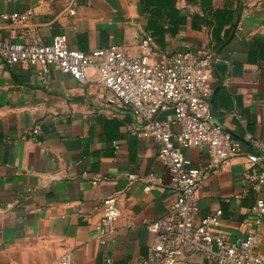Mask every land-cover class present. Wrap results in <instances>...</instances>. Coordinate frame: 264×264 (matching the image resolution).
<instances>
[{
  "label": "crops",
  "instance_id": "0c3cea01",
  "mask_svg": "<svg viewBox=\"0 0 264 264\" xmlns=\"http://www.w3.org/2000/svg\"><path fill=\"white\" fill-rule=\"evenodd\" d=\"M15 13L28 16L43 44L62 35L83 53L117 45L137 58L138 41L148 35L151 63L162 54L212 49L222 13L225 42L216 53L210 106L239 153L204 180L197 218L221 210L218 231L231 240L256 235L254 251L264 256V215L257 224L249 212L256 194L231 201L249 170L247 156L264 154V0H0V39L15 40ZM85 74L81 84L43 63L6 66L0 59V264H57L63 256L69 264H103L106 256L111 264H138L153 240L146 225L176 199L155 141L139 134L131 113L105 101L93 69ZM181 151L193 167L208 166L200 150ZM112 195L119 216L101 245V203ZM257 197L264 200V185ZM176 264L213 263L197 255Z\"/></svg>",
  "mask_w": 264,
  "mask_h": 264
},
{
  "label": "built area",
  "instance_id": "2783aa9c",
  "mask_svg": "<svg viewBox=\"0 0 264 264\" xmlns=\"http://www.w3.org/2000/svg\"><path fill=\"white\" fill-rule=\"evenodd\" d=\"M9 17L17 29L15 40L0 39V59L6 66L43 63L73 76L81 84L87 81L86 70L93 69L96 83L108 93L105 101L131 113L139 121V134L155 141L158 159L169 175V189L176 199L161 219L146 225L153 240L147 257L138 264H176L197 255L213 264H264V256L254 251L256 235L247 233L243 238L231 240L218 231L221 210L197 218L196 194L204 180L210 173L228 166L239 153V144L216 122L210 107L212 72L217 61L211 48L197 55L187 50L162 54L151 63L152 38L146 35L138 41L141 55L137 58L117 45L83 53L70 49L62 35L49 45L43 44L26 25L27 15L15 13ZM237 30L242 28L238 26ZM165 113L170 114L168 120L161 118ZM172 125L178 127L177 132L171 130ZM187 148L200 150L208 166L193 167L181 151ZM247 160L250 166L243 175L242 189L231 201L237 204L253 191L256 196L249 212L258 224L264 215V200L257 197L264 185V154L249 155ZM101 209L103 215L96 233L103 245L113 234L119 216L116 197L104 198ZM102 261L112 262L108 256ZM57 264H69L68 256Z\"/></svg>",
  "mask_w": 264,
  "mask_h": 264
},
{
  "label": "trees",
  "instance_id": "16d2710c",
  "mask_svg": "<svg viewBox=\"0 0 264 264\" xmlns=\"http://www.w3.org/2000/svg\"><path fill=\"white\" fill-rule=\"evenodd\" d=\"M223 18V14L222 13H218V15L216 16L215 20H216V23L214 24V28H213V33H212V36H213V41L215 43L214 47L212 48V50L217 53L219 52V49H221L223 45V43L225 42L224 39H221L219 36H220V32L222 30V28L224 27V22L222 20ZM215 70V65H214V68H213V72ZM212 72V73H213ZM211 107V106H210ZM213 114V113H212Z\"/></svg>",
  "mask_w": 264,
  "mask_h": 264
},
{
  "label": "water",
  "instance_id": "95a60500",
  "mask_svg": "<svg viewBox=\"0 0 264 264\" xmlns=\"http://www.w3.org/2000/svg\"><path fill=\"white\" fill-rule=\"evenodd\" d=\"M211 102H212V97H211V100H210V104H211Z\"/></svg>",
  "mask_w": 264,
  "mask_h": 264
}]
</instances>
